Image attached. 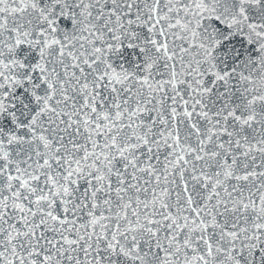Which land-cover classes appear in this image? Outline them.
Returning <instances> with one entry per match:
<instances>
[{"label":"snow or ice","instance_id":"snow-or-ice-1","mask_svg":"<svg viewBox=\"0 0 264 264\" xmlns=\"http://www.w3.org/2000/svg\"><path fill=\"white\" fill-rule=\"evenodd\" d=\"M0 264H264V0H0Z\"/></svg>","mask_w":264,"mask_h":264}]
</instances>
